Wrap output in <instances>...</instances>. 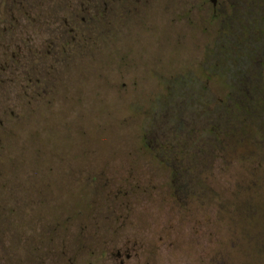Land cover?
I'll return each instance as SVG.
<instances>
[{
  "label": "rangeland",
  "instance_id": "374dc122",
  "mask_svg": "<svg viewBox=\"0 0 264 264\" xmlns=\"http://www.w3.org/2000/svg\"><path fill=\"white\" fill-rule=\"evenodd\" d=\"M37 1L0 2V264H264V0Z\"/></svg>",
  "mask_w": 264,
  "mask_h": 264
},
{
  "label": "flooded vegetation",
  "instance_id": "af4514ba",
  "mask_svg": "<svg viewBox=\"0 0 264 264\" xmlns=\"http://www.w3.org/2000/svg\"><path fill=\"white\" fill-rule=\"evenodd\" d=\"M30 1L31 0H0V2H3V5H5L4 8H7L11 12H12V10L10 8H12L13 6H17L18 7V5H20L21 3H24V2L25 3L26 2L29 3ZM46 1L47 0H38L37 2L42 3V2H46ZM65 1H67V2L74 1L75 2L76 5H74V7H73V9H74L73 13H75V12L77 13L78 12L77 16H79V13H83L87 17L88 16H90V17L92 16L91 15L92 6H91L90 2H92L93 0H76V1L75 0H65ZM102 1H103V3L105 2L106 7H107V4L110 7H112L115 3H123V5H125V4H127V2L132 4V2L134 1V2H136V5L137 4L141 5V2H142V0H102ZM209 1H210L211 5H212V8L214 10H217V0H209ZM8 7H10V8H8ZM131 8H132V5H130L126 9H128V11H130ZM216 16H218V15H216ZM65 29L67 30V32H71V33L73 32V29L68 25V23L65 24ZM175 155H176V153H175ZM40 237L43 238V236H40ZM75 237H78V236H75ZM73 238H74V236H73ZM129 244L131 246H135L136 245V243H134V244L129 243ZM131 246L130 247H126L123 250L120 249V251H118L116 258L120 259L119 264H124L125 260L129 261V260L132 259V257H131V253H132L131 249H133V247H131ZM34 251L39 253V255L36 257V261H38V264H41V263L44 264L45 261H44L43 255L47 254L48 251L44 250V252H42V251L38 250V248H36V247H35ZM52 256H53L52 259L56 258V260H59L60 262H69V263H71L73 260H75V257L69 256L63 251L58 253V254L55 252V253L52 254Z\"/></svg>",
  "mask_w": 264,
  "mask_h": 264
},
{
  "label": "trees",
  "instance_id": "16d2710c",
  "mask_svg": "<svg viewBox=\"0 0 264 264\" xmlns=\"http://www.w3.org/2000/svg\"><path fill=\"white\" fill-rule=\"evenodd\" d=\"M257 171H258V168H255V169H254V172H257Z\"/></svg>",
  "mask_w": 264,
  "mask_h": 264
}]
</instances>
